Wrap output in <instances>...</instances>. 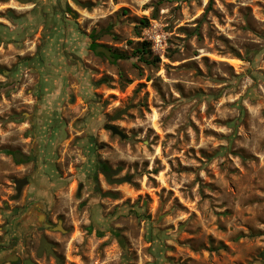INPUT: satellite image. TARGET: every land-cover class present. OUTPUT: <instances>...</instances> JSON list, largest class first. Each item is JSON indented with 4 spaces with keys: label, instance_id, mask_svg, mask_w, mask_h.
I'll return each instance as SVG.
<instances>
[{
    "label": "rangeland",
    "instance_id": "374dc122",
    "mask_svg": "<svg viewBox=\"0 0 264 264\" xmlns=\"http://www.w3.org/2000/svg\"><path fill=\"white\" fill-rule=\"evenodd\" d=\"M80 1L0 0V260L264 264V0Z\"/></svg>",
    "mask_w": 264,
    "mask_h": 264
},
{
    "label": "water",
    "instance_id": "95a60500",
    "mask_svg": "<svg viewBox=\"0 0 264 264\" xmlns=\"http://www.w3.org/2000/svg\"><path fill=\"white\" fill-rule=\"evenodd\" d=\"M73 1L76 4H79L83 7H91L92 6L91 3H83L80 0H73ZM94 52L104 54V56H106L111 62H115V60H116L115 57L113 56L112 50H110L106 46L101 45V46L97 47L94 50ZM128 109H129V107H126L123 110H121L120 112H118L117 114H115L114 119L115 120L120 119L122 115L127 113ZM104 127H105V129L109 130L112 134L117 135L122 139H125L127 136L118 126H116L114 124L107 123V124H105ZM13 157H14V160L18 163L27 162L29 160V156L27 154L23 153L22 151H15L13 153ZM102 172H103L106 180L110 183H122V182L131 180L130 177L116 178V176L121 172L120 168H117L115 170L114 169L103 170ZM28 184H29V179L27 177L22 178V179H18L15 181L16 191H17L16 195L14 196L15 199H18L21 196L24 186H26ZM38 220L41 223H44L45 227L49 226L47 223L44 222V220H45L44 214L39 213L38 214ZM61 224H62V222L59 221V225L57 227L53 228V230H60L62 232H65V229L61 226ZM44 252L48 256L49 255L53 256L55 258L56 262L60 263V258L58 257V255L53 250V244L47 240V238L45 237L44 234H41L40 235V246H39V249L37 251V256L42 257ZM17 259H18L17 254H8L0 260V264L14 263ZM25 263L26 264H35L30 258L26 259Z\"/></svg>",
    "mask_w": 264,
    "mask_h": 264
},
{
    "label": "trees",
    "instance_id": "16d2710c",
    "mask_svg": "<svg viewBox=\"0 0 264 264\" xmlns=\"http://www.w3.org/2000/svg\"><path fill=\"white\" fill-rule=\"evenodd\" d=\"M70 11V10H69ZM140 24L142 25V28H147L149 26V19L148 18H142L140 19ZM89 37L91 39V44H90V49L91 50H95L97 47L101 46L97 43V36L94 34V32L89 34ZM99 56H104V54L102 53H95ZM133 55L134 57H137L139 60L144 61L146 63H155V62H159L160 58L159 57H155L152 54L151 51V44L149 42H142L140 44H138L137 46H135L133 48ZM113 56L115 57V61L119 60V59H128L132 56H128L125 53H113ZM149 58H152V60H150ZM9 154H13L14 152H11L9 150L6 151Z\"/></svg>",
    "mask_w": 264,
    "mask_h": 264
},
{
    "label": "flooded vegetation",
    "instance_id": "af4514ba",
    "mask_svg": "<svg viewBox=\"0 0 264 264\" xmlns=\"http://www.w3.org/2000/svg\"><path fill=\"white\" fill-rule=\"evenodd\" d=\"M29 161V160H28ZM27 161V162H28ZM114 178V177H113ZM29 179V178H28ZM30 181V180H29ZM38 220V219H37ZM59 221H61V220H58L57 221V223L55 224L51 219H49L48 218V216H45V220H44V222L45 223H47L49 226L48 227H45L44 226V223H41L39 220H38V223H39V225H40V229H41V231H43V233H41V234H44L45 235V233L44 232H51V233H54L55 232V230H53V228H55V227H57L58 225H59ZM62 222V221H61ZM63 225V222H62V224H61V226ZM63 227V226H62ZM40 234V235H41ZM45 237L47 238V240L49 241V242H51L52 244H53V250L55 251V249H56V243L54 242V241H52L50 238H48L46 235H45ZM39 246H40V236H39ZM38 249H39V247H38ZM38 249H37V251H38ZM37 251H36V256H37ZM56 253V252H55ZM11 254H17L18 255V259L14 262V263H10V264H26L25 263V260L26 259H28V258H30V257H21L18 253H16V252H14V253H11ZM45 254V252L43 253V255ZM48 256V255H47ZM49 256H51V255H49ZM38 257V256H37ZM40 258V257H39ZM31 259V258H30ZM32 260V259H31ZM33 261V260H32ZM34 262V261H33ZM35 264H36V262H34Z\"/></svg>",
    "mask_w": 264,
    "mask_h": 264
}]
</instances>
